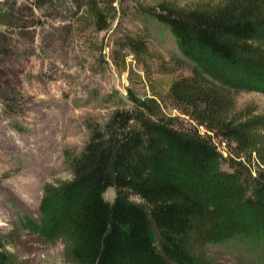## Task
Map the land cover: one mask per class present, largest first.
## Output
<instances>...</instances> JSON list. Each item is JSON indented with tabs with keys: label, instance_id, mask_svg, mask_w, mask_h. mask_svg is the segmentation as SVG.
Wrapping results in <instances>:
<instances>
[{
	"label": "trees",
	"instance_id": "trees-1",
	"mask_svg": "<svg viewBox=\"0 0 264 264\" xmlns=\"http://www.w3.org/2000/svg\"><path fill=\"white\" fill-rule=\"evenodd\" d=\"M114 1L88 0L83 20L96 33L115 15L165 33L192 72L171 80L160 99L126 89L127 107L85 123V142L66 158L70 179L45 208L48 218L62 220L72 260L210 264L199 251L202 243L264 241V168L252 179L256 200L245 191L233 212L223 200L237 172L244 179L242 165L254 159L264 166V135L253 128L250 111H237L229 102L238 91L264 93V1H206L186 10L163 1L155 8L143 0H117L114 7ZM123 39L133 54L145 50L141 39ZM154 72L171 69L160 61ZM169 108L176 115L164 112ZM107 189L114 192L111 202L103 197ZM41 206L37 220L18 223L46 241ZM0 264H14L1 244Z\"/></svg>",
	"mask_w": 264,
	"mask_h": 264
},
{
	"label": "rangeland",
	"instance_id": "rangeland-1",
	"mask_svg": "<svg viewBox=\"0 0 264 264\" xmlns=\"http://www.w3.org/2000/svg\"><path fill=\"white\" fill-rule=\"evenodd\" d=\"M161 1L186 10L218 0H143L141 4L155 8ZM87 2L0 0V244L14 264H76L62 220L48 218L45 208L56 189L70 179L66 158L85 142V123L101 122L116 107H127L126 89L137 96L158 94L160 99L171 80L192 72L178 57L173 40L154 28L115 15L105 31L96 33L83 20ZM125 36L141 39L145 50L133 54L121 45ZM160 61L171 69L169 74L154 72ZM173 62L177 67L172 69ZM231 94L233 108L250 111L253 128L264 135V93ZM163 110L176 115L170 108ZM218 151L227 157L224 144ZM258 163L253 159L242 165L244 179L237 172L232 188L225 189L227 210H238L247 190L249 199L256 200L252 179L264 168ZM103 197L111 202L113 190L107 189ZM40 202L46 241L18 223L24 217L37 220ZM246 243H202L199 251L210 264H264V241Z\"/></svg>",
	"mask_w": 264,
	"mask_h": 264
}]
</instances>
